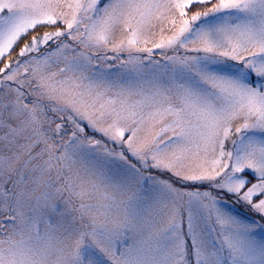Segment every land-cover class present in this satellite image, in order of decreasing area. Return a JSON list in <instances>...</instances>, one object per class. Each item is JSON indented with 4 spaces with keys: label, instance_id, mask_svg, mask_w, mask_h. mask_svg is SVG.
<instances>
[{
    "label": "snow or ice",
    "instance_id": "6c2138e0",
    "mask_svg": "<svg viewBox=\"0 0 264 264\" xmlns=\"http://www.w3.org/2000/svg\"><path fill=\"white\" fill-rule=\"evenodd\" d=\"M0 264H264V0H0Z\"/></svg>",
    "mask_w": 264,
    "mask_h": 264
}]
</instances>
